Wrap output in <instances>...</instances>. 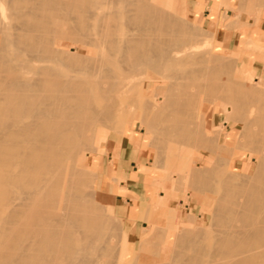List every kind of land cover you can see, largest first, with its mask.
Wrapping results in <instances>:
<instances>
[{"label":"bare ground","instance_id":"bare-ground-1","mask_svg":"<svg viewBox=\"0 0 264 264\" xmlns=\"http://www.w3.org/2000/svg\"><path fill=\"white\" fill-rule=\"evenodd\" d=\"M241 1L246 5H252L251 8H253V3L258 0ZM8 2L0 0V38L3 40V44L0 45V264H104L113 255L110 252L112 251L111 249L105 248V243L103 244L104 248L100 246L102 245L100 241L104 239V235L101 233V223L104 218L99 213L96 204L90 203V198L87 200L89 194L87 193V195L84 192V184L86 179H88L86 177V159L84 163L79 161L76 164L71 163L68 165V161L73 158L70 156V151L76 148L77 143L81 139L84 141V138H86V140L94 141L96 132L94 123L104 122L112 119V117L114 119L113 114L115 112L117 114L122 112L126 116H128V110H132L133 114L135 113L134 110L136 108L132 109V106H130L131 109L127 108L128 110H126L123 97L129 98L132 93L139 95L143 92L141 88H143L145 80L139 79L142 81H136L137 72L143 69L145 71L150 69L149 72H155H151L155 75L157 73L163 74L162 77L157 74L151 80V82L157 83L156 88L146 92L145 96H147H144L145 98L141 96L143 101L148 98L147 105L154 112L152 115L150 113V117L153 116L156 123H160V126L163 125L162 122L171 124L168 126L172 128L173 132L171 130L166 131L168 133L172 132L173 136L177 132L178 139L182 138L181 134L186 135L187 126L185 127L184 123L190 122L192 117L184 114L186 112L184 104L191 98V93L188 94L190 90L187 92L186 86L182 87L184 84L180 87L179 80L184 81L189 78L188 74L192 71L190 68L183 66L186 63L185 56H193L194 58V55L204 53L203 48H200L202 44L200 45L197 41H193L192 36L187 33L189 31H186L187 29L179 22L175 14L179 0H156L155 3L151 2V0H93V3L98 6L100 11L91 10L88 0H67L65 3H59L58 0H13L15 7L18 9L22 8L20 12L13 15L15 19L20 21L18 26L9 25L7 22L5 3ZM254 9L256 8L254 7ZM244 11L246 10L244 9ZM64 12H94L91 17L89 16L93 20V25L89 26L86 29V34L83 33V35L88 39L87 44L106 46L103 47L104 50L97 60L98 65H88L86 62L79 63V61L75 60V55L68 53V50L62 47V42L56 40L60 37H68L73 30V27L65 30L57 28L60 23L63 26L62 16L65 15ZM60 17L59 23L57 18ZM73 22L78 26L84 25L85 20L81 16L79 20L74 18ZM171 34L179 35L183 44L172 42L170 39ZM201 34L203 33L201 32ZM259 37L260 35L256 36L253 42L257 41ZM8 41L10 45L7 44ZM25 52H27V57L24 56ZM181 52L184 55H181ZM86 53L90 54V50H86ZM206 54L210 56V61L213 60L214 64H216L212 63L217 67V76L221 75L224 69L232 66V63L224 61L220 54L214 52H207ZM205 58L203 57V60ZM46 61L63 64L65 66L64 70L51 65L39 64V62ZM187 61L189 62L190 59L188 58ZM121 63H124L126 67L122 68L120 66ZM204 63L206 62L204 61ZM113 65L116 66L118 71L112 67ZM211 67L206 69L209 70ZM240 69V75L236 76V78H238L242 86L245 85L243 82L250 80L249 73L251 69ZM203 70H205L204 67ZM212 74L210 72L211 76ZM207 75L209 74L207 73ZM210 75L207 78L210 79ZM222 76L225 78V75ZM200 77L202 80L201 73ZM221 77H216V80L224 82V84L230 80L229 76L226 79H221ZM164 78H167L166 81L169 79V81L166 82ZM203 78L208 81L205 79L206 76ZM218 78L223 81L218 80ZM199 80L193 82L201 84ZM205 83L204 87L206 86ZM210 83L212 85L208 89L210 92H216V96H212L217 97L220 87L224 84L216 83V81H214V84L213 81ZM187 86L189 85L187 84ZM191 86L192 84L189 87L193 89L195 85ZM204 87L202 92L203 90L205 92ZM127 88L131 89L132 92L126 93L122 91ZM227 88L228 86H226ZM223 89L221 92L224 91ZM250 90V96L254 97V95L259 94L256 87H252ZM191 92L193 91L191 90ZM206 92L209 93L207 87ZM221 92L220 94H222ZM195 95L196 92L193 96ZM197 95L199 96L198 93ZM209 96L211 97L210 94ZM222 96L232 102V104L229 102L230 105L235 106L234 101L236 102L235 99H238L236 98L237 96L233 97L231 94L230 96L222 94ZM176 97L177 101H175L177 103H175L176 106L174 107L173 103ZM210 97L208 98L210 99ZM213 97L211 98L212 100ZM208 98H206L207 101ZM217 98H220V95ZM193 99L195 101V97L192 98V101ZM226 100L225 103L227 102ZM172 104L173 108L170 106ZM200 104L197 103V105ZM168 105L175 115L170 112L172 115L167 113L162 117H160V114L158 116V113L165 114L166 111H170L167 109ZM230 105L220 106H223L222 108L225 112H229L232 107H229ZM145 109L141 110L146 113ZM124 110L127 113H124ZM231 112L233 111L231 110ZM129 114L131 115L130 111ZM147 114L149 113L147 112ZM200 114L201 112H199L196 119V124L197 120L199 122L197 126L199 124L202 125ZM148 119L149 121H145L146 123L152 122L150 118ZM251 121V119L244 120L241 123L242 134L253 130ZM156 123L155 125H157ZM257 123L259 126L257 130L260 128L262 133H260L261 137L259 139L251 142V147L261 152V150H264V117L259 118ZM192 125L194 123L191 124V128ZM202 128H204L203 125ZM260 129L258 132H260ZM157 131H162V128L157 129ZM192 131L190 130L189 132L190 141L191 138L195 140V132L193 131L194 133H192L194 138L190 135ZM167 132H165L166 135L170 137L169 135L171 134L169 133L168 135ZM202 132V135L196 134L201 137V142L205 144L202 145L210 147L212 151L218 148L219 155L216 156L215 154V159L217 160L234 159V161H230V171L235 173L237 169L235 157L241 156L237 151V143H234V147L231 149L233 155L231 157V153L229 154V151L224 149L226 141L221 144L220 139H218L219 145H215L213 143L214 138L212 140L205 128ZM126 134L130 138L134 135L133 131ZM179 134L181 135L180 137ZM156 135L158 134H155L154 142L158 141L159 146L166 142L167 136L164 139V136ZM187 135L185 136L186 138L184 136L183 138L187 139ZM247 135L249 134L242 137L246 138ZM157 137H160V139L158 138L157 140ZM173 138L177 137L174 136ZM177 142L175 143L177 144ZM192 143L194 144L195 141ZM216 144L218 143L216 142ZM158 145L156 144L157 147H159ZM160 147L166 148V143ZM160 147L158 150L161 149ZM164 151L160 150L159 152H162L165 157L166 154L164 155V153L166 152ZM160 155L159 157L161 158ZM179 158L180 156L177 157L178 160ZM257 159L259 164L258 166L256 165L257 168L253 175L250 174L251 166L247 163L244 165L243 177L240 176L242 178L240 181L239 178L232 175H230L232 178L229 177V179L223 180V185L220 189L222 187L224 189L221 190L223 193H220L231 192L229 196L227 193L226 196H213L214 199L218 197L215 199L218 206L216 207L217 210H214L217 211L216 215L214 216L213 212H211L214 217L210 216L216 217V221L215 219L212 221L217 222L218 228L215 231L216 233L213 232L215 235L212 246L208 248L202 247L204 243L201 244L199 239L202 240L200 237L204 233L200 236L199 229L194 231H189L190 229H188L181 230V232H177V230L169 233L164 232L163 237L160 234L162 239L158 243H155L158 240L155 241L154 238L149 236L141 239V250L151 245L154 248L150 249L151 251L153 249L154 252L148 253L151 255H141L140 264H264V153L257 155ZM162 162L158 163L162 164ZM158 163L156 166H158ZM185 164L187 163H184V168L187 166ZM181 165L183 164L181 163ZM178 166L180 165L178 164ZM210 169L211 165L209 167H198L196 170L190 169V174L193 178L200 181L198 184H201L202 180L201 185H203L205 181L201 177ZM182 170L184 171V169ZM187 171L189 172V170ZM153 172L148 170L149 178H152ZM169 172L166 174L168 176L164 178L171 180ZM175 173L177 172L175 171ZM187 174L190 176L189 173ZM155 182L154 184L157 183ZM180 182L182 183L183 181ZM163 183L159 185L163 187ZM205 184L207 186L208 183ZM209 186L212 188L211 183ZM196 187L198 186L196 185ZM218 188L217 184L216 191H218ZM149 191L152 196V189ZM167 193L171 195V192L168 191ZM164 196L166 197V194ZM164 196L161 199L159 198L160 196L157 199L151 198L146 212L150 211L155 205L161 204L165 206L168 195L166 198ZM215 203L214 208L216 206ZM132 214L135 215V211ZM173 218L174 220L176 219L175 217ZM174 223L178 226V221L175 220ZM207 227L209 226L207 225ZM173 228L176 229L178 227ZM202 228L205 230L206 227ZM161 233L163 235V231ZM129 241L124 236L121 243L118 241L120 243L118 245L119 251L116 256L114 254L116 258H113L116 261L113 264L124 263L125 259L132 253ZM111 246L114 248L113 245Z\"/></svg>","mask_w":264,"mask_h":264},{"label":"rangeland","instance_id":"rangeland-1","mask_svg":"<svg viewBox=\"0 0 264 264\" xmlns=\"http://www.w3.org/2000/svg\"><path fill=\"white\" fill-rule=\"evenodd\" d=\"M6 1L7 2L9 1L8 2L9 5H8V3H5V13L7 15V18H6L7 22L9 23V25H12V26L20 25V21L18 19H15L13 15L15 13L20 12V10L22 8L18 9L17 7H15L13 5V2H12L13 0H5V2ZM66 1L67 0H58L59 3H65ZM90 1H91V3H90ZM151 2L155 3L156 0H151ZM80 3H82V2H80ZM88 3L91 5L90 6L91 10L100 11V9H98V6L93 3V0H88ZM192 3H193V0H179L178 5H177V7H178L177 12L175 13L177 15V18H178L179 22L181 23V25L185 29H187L186 31H189L187 33L192 36V40L197 41L200 45L204 44L203 46L201 45V47H200V48H203V51H204V53H200L201 55L196 54V55H194V58H193V56H191V57H189L187 55L185 56V59H186L185 62L186 63H184L183 66L190 68L192 71L190 74H188L189 78H186L184 81L179 80L180 81V84H179L180 87L182 86V84H184L182 87L186 86L187 92H188V90H190V92L188 94L191 93L190 94L191 98H189V100H187L186 103L184 104V108L186 111V112H184V114H188L190 117H192V120H193V121L191 120L188 123L187 122L184 123V126L185 127L187 126L186 128L188 129V131L186 129V133H185L186 135L188 134L187 135L188 138L184 139V138H186L185 137L186 135L181 134L182 135V138H181L182 141H181L180 138L178 139V136H177L178 133L175 131H174L175 132L174 136H176L177 138H173L174 136L171 134L173 132V130H171L172 128L168 126L171 124H169V123L167 124L166 122H162L163 125L160 126V123H156L153 116L150 117V113L152 115V114H154V112L151 110L152 108H150L147 105L148 98L144 99V101H143L141 96H143V98H145L147 96V95L145 96L146 92H148L149 90L155 89L157 86V83L151 82V80L153 78H155L157 76V74L160 77H162L163 74L157 73L155 75V74H152L155 72H152V71L149 72L150 69L149 70L146 69L148 71H145V69H143L140 72H137L138 75L136 74V81L145 80L143 88H141L143 90V92L140 93L139 95H134L135 93H132V95L129 98H126L125 96L123 97L124 98L123 101H124L126 110L131 109L130 106H132V109L136 108L135 109L136 111L134 110L135 113L133 114L132 110H128V113L125 112L126 110H124L123 112L127 113L128 116L130 115L129 111L131 112V115L128 117V116H126V114H123L122 112H120V113L118 112V114H117V112H115V114H117V115L113 114V116L116 118V119L114 118L115 120L112 117L113 121H112V119H110V120H107L104 122L94 123L93 125L96 127L94 141L92 142L90 140H86V138H84V141L81 139V140H79L80 142L77 143L76 148H74L70 151L71 152L70 156L73 158H71L68 161V165L71 163L76 164L79 161L84 163L85 159H86V162H85L86 170H87V172H86L87 176L86 177H88V179H86V181L89 184L85 181V184H84V190L85 191L84 192H85V194H87V193L89 194V195L87 194L88 195L87 200L90 198L89 202L96 204V206L99 210V213L104 218V220L101 223V226H102L101 233H102V235H104L103 236L104 239H102L100 241V244L102 243V245H100V246H102L103 248L105 246V248L111 249L112 251H110V250L109 251L111 252V254H113L112 257L109 259V261L104 262V264L115 263L116 259H114V258H116L115 256L117 255V253L119 251L118 245H120L123 236L125 238H127L128 240H130L129 245L131 246L130 248L132 250V253L129 254V256L125 259L124 263H122V264H131V262H132V264H137V263L140 264L141 255H151L148 253L154 252L153 249H152V251L150 249V248H154L151 245H150V247H148V248L146 247L145 249L141 250V245H140L141 239L149 236V237L154 238L155 241L158 240L157 242H155V243H158L159 240L162 239V238H160V234H161V237H163L164 232L169 233V232H175L176 230H177V232H181V230H188V229H190L189 231H191V230L194 231V230L199 229L200 233H201L200 236L204 233L202 235V237H200V238H202V240L199 239V242L201 244L204 243L202 245V247L208 248V247L212 246L211 244L213 243V237L215 235L213 232H215L216 229L218 228V225H216L217 222H215L216 217L213 218L217 212L214 210H217L216 207L218 206V204L216 202L217 200H215V199L218 197H216L214 199L213 196H215V195L216 196H219V195H222V196L225 195L226 196L227 194L229 196V193H231V192H229V193L224 192V194H222L223 191H221V190L224 189V187H222L220 189V187L223 185L222 184L223 180H227V179H229V177L232 178V176H235L236 178H239V181H240L242 179L241 177H243L242 173H243L244 165L247 163L250 164V166H251L250 174L253 175L255 169L257 168L256 165L258 166V164H259V161L257 159V155H259L260 153H264V152H262L264 150H261V152H260L259 150L257 151V150L252 149V147H251V142L255 141L261 137L260 133H262V132H261L260 128H259L260 132H258L259 129L257 130V127H259L257 125L258 124L257 121L259 118L264 117V106H263L264 105V102H263L264 101V34L260 35L259 39L255 42H253V39L256 36H258L256 29H257L258 21H259L260 16H261V12L264 11V0H258L257 2L253 3V8H251L252 5L251 6L246 5L241 0H225V1L221 0L219 2L220 6L224 8V12H225L224 17H223V22L225 23L226 20L231 22V24L228 26V28L231 29V27H232V29L237 30L239 32L238 35L240 36L239 47H230V48L228 46L223 45L220 42L216 41L215 32L211 29H208L201 21L198 20V18L195 17V15L191 9ZM254 7L256 9H254ZM247 8H248V10H247ZM244 9L246 11H244ZM257 10H259V11H257ZM227 12H232L233 17L229 18L227 15ZM64 13H65V15L62 16L63 26L59 22L61 20V17H60V18H57V19H59V20H57V22L60 23V24H58L59 27H57V28H59V29L62 28L65 30V29H72V27H73V30L69 34L68 37H60V38H57L56 40L62 42V47L67 49L68 53L75 55V60L79 61V63L80 62H83V63L86 62L88 65H98L97 60L100 57V54L104 50L103 47H106V46L102 47V46H98V45L87 44L88 39L85 35H83V33L86 34V29L89 26L93 25V20L90 17L94 12H64ZM81 16H83V18L85 20L84 25H78V26L75 25V23L73 22L74 18L76 20H79V18ZM72 17H73V19H72ZM11 20H12V22H10ZM64 22H66V23H64ZM87 23H89V24L87 25ZM239 24H240V26H239ZM65 26H66V28H65ZM133 29H135V28H133ZM201 32L203 34H201ZM204 34H205V36H204ZM207 34H208V38H207ZM199 35H201V36H199ZM0 36H1V34H0ZM203 37H206V38H203ZM202 38H203V40H205L204 43H203ZM167 39H168V36H167ZM170 39L172 42H179L181 45L183 44V41L181 40L180 36L177 34H171ZM2 44H3V40L0 38V45H2ZM7 44L10 45V42L8 41ZM205 46H206V48H205ZM0 48H1V46H0ZM88 49L90 50V54L86 53V50H88ZM206 49H207V51H206ZM105 50H106V48H105ZM207 52H214V53L220 54L224 61L232 63V66L230 68L224 69V72L221 75H218L220 77L222 75H225V78H224V76H222L221 79H226L229 76L230 80L227 81V83L224 84V82H220V81L216 80V77H218L217 72H216L217 67L214 66L216 64H214L213 60L210 61V56L206 54ZM227 52H228V54H227ZM26 54H27V52H25V54H24L25 57H27ZM180 54L184 55L183 52H181ZM195 57H196V60L198 58L197 61L195 60ZM203 57L204 58L206 57V58L203 60ZM89 58H91V59H89ZM188 58L190 59V61H189L190 63L187 61ZM91 60L94 62H92ZM191 60H193V61H191ZM231 60H233V61H231ZM204 61L206 63H204ZM193 62H194V65H193ZM91 63H94V64H91ZM202 63H203V65H202ZM39 64L51 65V66L60 68L62 70H64V67H65L63 64L52 63L50 61L39 62ZM191 64H192V66H191ZM206 64H207V66H206ZM211 64H212V67H211ZM120 66L122 68L126 67V65L124 63H121ZM112 67L118 71V69L116 68L115 65H113ZM203 67L205 70H203ZM208 67H211V68H209V70H207ZM212 68H213V70H212ZM240 68H243L245 70L249 69V68L251 69V72L249 73V77H251L250 80L243 82L245 85H242V86L239 83L238 78H236V76L240 75L239 74L240 73L239 71L241 70ZM200 70H201V72H200ZM206 70H207V72H206ZM237 70H238V72H236ZM213 71L215 72L216 76H215ZM205 72H206V74H205ZM210 72H211V74L213 72L212 76L210 75ZM139 73H141V74H139ZM200 73L202 75V80L200 77ZM207 73L210 75V79L207 78L209 76V75H207ZM227 73H228V75H227ZM197 74H198V76H197ZM205 76H206L205 79H207L209 82L204 80L203 77H205ZM213 76H215V77H213ZM191 77H192V79H191ZM197 77H198V79H200L199 82H201V84L200 83L198 84V82H193V81L198 80V79H196ZM137 78H138V80H137ZM139 79H142V80H139ZM166 79H165V81H166ZM221 79L218 78V80H221ZM188 80L190 83L188 82ZM168 81H169V79L166 82H168ZM212 81H213V84H214V81H216V83L218 82L219 84H221V83L224 84L219 89L220 98H217L219 96L218 93H217V95H218L217 97H213L212 95L216 96L215 95L216 92L213 93V92L209 91V89H210L209 86L212 85V83H210V82H212ZM221 81H223V80H221ZM204 82H206L205 87H204ZM187 84L189 86H190V84H192L191 87H193L195 85L196 88L194 86L193 89H191L189 86H187ZM225 85L228 86L227 89H226ZM197 87H198V89H197ZM203 87L205 88V92H204V90H203V92L207 95H205L202 92ZM206 87H207V91L209 93L206 92ZM252 87L253 88L256 87L257 91L259 92L258 95H254L255 99L252 95L250 96V94H249V91H251L250 89ZM222 88H224L223 92H221ZM200 89H201V91L199 92ZM191 90L193 92H191ZM197 90H198V92H197ZM122 91L126 92V93L132 92V90L128 89V88L123 89ZM135 91L138 92L137 90H135ZM163 91L165 92L164 89H163ZM194 91L196 92L195 96H193L195 93ZM220 92L222 94L227 95V96H230V94L233 97L237 96L236 98H238V99H235L236 102L234 101L235 106L230 105L229 104L230 101L223 98V96H222V94H220ZM197 93L199 94V96L197 95ZM201 93H202V96H201ZM209 94L211 95V97L209 96ZM193 97H195V101L193 99L194 102L192 101ZM208 97H210V99ZM212 97H213V100L211 99ZM206 98H208V101ZM247 98H248V100H247ZM132 100L134 103L132 102ZM175 100L177 101V97L174 99V101ZM200 100H202V101H200ZM225 100L227 101L226 102L227 104L225 103ZM251 100H252V102H251ZM176 101L173 103L174 107L176 106V104H175V103H177ZM144 102H146V103H144ZM197 103L198 104L201 103V104L197 105ZM230 103L232 104V102H230ZM173 104L170 105L172 108H173ZM190 104H191V106L189 107ZM246 104H248V105H246ZM220 105H230L229 107H231V106L232 107H231L229 112H225L222 108L223 106L221 107ZM127 106H129V107H127ZM170 106L168 105V108H167L170 111H168V112L166 111L165 114L164 113H158L157 115L159 116V114H160V117H162L163 115H166L167 113H168V115L169 114L172 115V113L175 115V113L173 111H171L172 109L170 108ZM199 106H200V108H199ZM234 107H235V111H234ZM143 108H146L145 109L146 113L143 110H141ZM236 108H238V109L236 110ZM260 108H262V109H260ZM231 110L233 112H231ZM147 112L149 114H147ZM170 112H172V113H170ZM199 112H201L200 115H201L202 125L205 128V131L209 134V136H211L212 140L214 138L213 143H215V145H219L218 139H220L221 144H224L226 141V147L224 149L229 151V154H230L232 152L231 149L234 147V143H237L236 144L238 146L237 151L240 153L241 156L237 157V158L235 157L236 165H237L236 166L237 169H236L235 173L230 171L231 170V168H230L231 162L230 161H234V159H225V160L224 159L223 160L215 159V154H216V156L219 155L218 148H217V150L214 149L212 151V149L210 147L204 146L205 144L203 142H201V137H199V135H202V133H203L202 131L204 128L201 129V127H202L201 124H199V126H197V124L199 123L198 120H197V124H196V119L198 118ZM258 113H260V114H258ZM227 114H228V116H226ZM145 117L147 118V120ZM224 117H225V120H224ZM148 118H150V121H152L153 124H151L152 122H150V123L145 122V121H147V122L149 121ZM250 119L252 120L251 121L252 122L251 128L253 130H249V133L242 134L243 129H242L241 123L244 120H250ZM143 120H144V122H143ZM255 120H256V124H255ZM155 123L157 125H155ZM192 123H194V125H192V128H191ZM139 124H141V125H139ZM144 124L145 125L147 124V125L145 126ZM253 124H255V125L253 126ZM152 125H153V127H151ZM155 126L157 127L158 130H159V128L160 129L162 128V131H159V132H161V134H159L157 129H155L156 128ZM193 127L196 128L195 131H194ZM197 127L199 128L198 131H197V129H198ZM254 127H256V128H254ZM147 129L148 130L150 129V130L148 131ZM240 129H241V131H240ZM166 130L167 131L171 130L172 132H169V133L172 136L169 135V133ZM190 130L191 131L193 130L195 132L194 133L192 131L190 134L193 136V138H194V134H195V140L191 138V141H190V137H189ZM131 131H133V133H134L132 138H130L128 136V134H126V133H130ZM254 131H255L256 135H255ZM163 132H164V134H163ZM165 132H167L170 137H168ZM239 132H241V133H239ZM252 132L254 133V137H253ZM257 132H258V134H257ZM192 133H194V134H192ZM197 133H199L198 136L196 135ZM251 133H252V136H251ZM155 134H158L159 136L160 135L162 136V134H163L164 139L167 136L165 139L166 142H164L163 144L161 143L162 140L164 141L163 138H161L162 140H161V142H159L163 146L166 143L167 149L164 147L163 148L160 147L162 145L159 146L157 143L158 141L154 142ZM246 134H249L251 137L249 135H247L246 138L242 137V136H245ZM158 135H156V136H158ZM181 135L179 134V137ZM213 135H215V136H213ZM183 136H184V138H183ZM116 137H119L121 140L123 138L125 139V137H128L130 139L131 144L128 145L124 141L125 147L129 148V147L133 146L134 147L133 151H135L141 155V157H140L141 161L137 163V167L139 169V182L137 183V185L139 186V188L141 190L139 192V195H140V203H139V209H138L139 212H136L135 215H132V218H130V219L122 218L121 216H119L117 211H114V208H113L114 198L110 197L109 195H104L101 192H99V186L97 183L99 180V177H98L99 170L102 168V165L107 162V160L109 159V155H112L116 151V149L113 148V146L112 147L109 146L108 140H113ZM160 137H157V140H158V138L160 139ZM171 137H172V141L174 143L171 141ZM198 137H199L200 141H199ZM248 137H250V138L248 139ZM168 138L172 143L168 140ZM183 139H184V141H183ZM187 140H188V143H187ZM176 141H178L177 144L175 143ZM194 141H195V143L191 144V142H194ZM179 142H181V143L179 144ZM216 142L218 144H216ZM155 143L161 148L160 150H162V152L166 149L164 151V152H166V153H164V155L166 154L165 157L162 155L163 154L162 152H159L160 151V150H158L159 147H157ZM182 143H183V145H182ZM189 143H190L191 147H193V149H191ZM197 143L199 146L197 145ZM187 144H188V146H187ZM202 144H204V145H202ZM178 146H180L179 149H178ZM199 147H201V148H199ZM207 148H209V149L207 150ZM126 151H127V148H126ZM183 151H184V153H183ZM256 152H257V155H256ZM160 153H161V155H160ZM78 154H79V156H78ZM159 155L161 156V158L159 157ZM179 156H180V158L178 160L177 157H179ZM230 156L233 157L232 153ZM188 157H189V159H187ZM165 160H166V162H165ZM182 160H183V162H181ZM158 162L159 163L162 162V164H159ZM185 162L187 163V164H185V166L186 165L187 166L184 168ZM157 163H158V166H156ZM175 163H178L180 166H178V164H175ZM181 163L183 165H181ZM189 164H191V165H189ZM172 165H173V167H172ZM176 165H177V167H176ZM210 165H211V169L208 170L207 172H205L204 175L201 177V179L204 178L205 183H208L207 186L204 182H203V185H201L202 184L201 179H200L201 184H198L200 181L191 176L190 169L196 170L198 167H204V166L209 167ZM188 166H190V167H188ZM193 167H195V168H193ZM182 169H184V171ZM148 170L154 171L152 178L148 177V174H147ZM187 170H189V172ZM168 171L174 172V173L171 172L172 174L169 172V178L171 180L164 178V177L168 176V175H166V174H168ZM175 171L177 173H175ZM178 171H179V173H178ZM185 172L189 173L190 176ZM211 172H212V176H211ZM209 174H210V176H209ZM93 175H94V177H93ZM180 175H181V177H180ZM182 175H184V176H182ZM230 175H232V176H230ZM175 177H176V179H175ZM206 177H207V179H206ZM158 179H160V180H158ZM112 180H113V182H115V184L119 185L118 179L117 180L112 179ZM163 180H164V183H163ZM190 180H191V182H190ZM152 181H153V184H152ZM154 181H156L157 183L155 182L156 184H154ZM180 181H183L184 184H183V182L181 183ZM214 181H216V182L214 183ZM179 182H180V184H178ZM162 183H163V187L160 186ZM187 183H189V184L187 185ZM194 183H195V185H194ZM210 183L212 184L211 187L213 189L210 188V186H209ZM214 184H216V185H214ZM217 184L219 186L218 191H216V189H215V188H217ZM175 185H176V187H175ZM180 185H181V187H179ZM196 185L198 187H196ZM150 189H152V196L150 195V191H149ZM168 191L171 192V195H169L170 193L169 194L167 193ZM173 192H174V194H173L174 196L172 195ZM220 192H222V193H220ZM164 194H166V197L168 195L167 204L165 206L161 205V204H160L161 206L155 205L154 207H152V209L150 211L146 212V209H147V207L151 201V198L157 199L160 196L159 198L161 199V197L164 196ZM237 196H236V198H237ZM134 197L135 196H132L131 199H133L132 201L135 204L137 201V198L136 197L134 198ZM166 197L164 196V198H166ZM212 197H213V199H212ZM214 203L216 205L215 208H214ZM212 208H214V209H212ZM211 212H213L214 216ZM103 213H104V216H103ZM210 215H212L213 217ZM173 217H175L176 218L175 220L178 221V224H177L178 226L175 225V223H174L175 220ZM143 219H145V220H143ZM213 219H215V221H212ZM112 220H113V222H112ZM211 223H212V225H211ZM207 225L209 227H207ZM173 227H178V228L175 229ZM202 227H204V228L206 227L205 230ZM103 228H104V230H103ZM116 228H118V229L116 230ZM201 229H203V230H201ZM110 230H111V232H110ZM161 231H163V235H162ZM118 232H119V234H118ZM124 233H125V235H124ZM150 235H152V236H150ZM155 235H158V236H155ZM210 235H211V237H210ZM103 240H105V241L103 242ZM118 241L120 243H118ZM103 244H104V246H103ZM111 245H113L114 248H112ZM117 248H118V250H117ZM139 249L143 252L145 250L146 253L141 252ZM138 252H140V253H138ZM114 254H115V256H114Z\"/></svg>","mask_w":264,"mask_h":264},{"label":"crops","instance_id":"crops-1","mask_svg":"<svg viewBox=\"0 0 264 264\" xmlns=\"http://www.w3.org/2000/svg\"><path fill=\"white\" fill-rule=\"evenodd\" d=\"M220 1L221 0H193L191 9L199 21L208 29L215 32L216 41L229 48L239 47V32L235 29L228 28L231 24L228 20H226L225 23L223 22L225 12L224 8L219 4ZM227 15L229 18L233 17L232 12H227ZM256 30L258 35L264 34V11L261 12ZM123 139L121 140L119 137H116L113 140H108L109 146H113L116 151L112 155H109V159L99 170V180L97 183L99 192L114 198V211H117L122 218L130 219L132 218L133 211H135V213L139 212V192L141 190L137 185L139 182V169L137 163L141 161V155L133 151V146L129 148L125 147V142L128 145L131 144L128 137ZM112 179H119V185L115 184ZM129 195L131 197L135 196L138 201L133 204Z\"/></svg>","mask_w":264,"mask_h":264}]
</instances>
